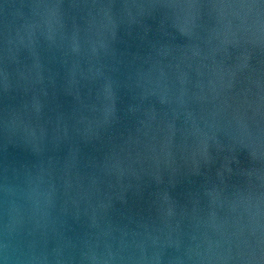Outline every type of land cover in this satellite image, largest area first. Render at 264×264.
<instances>
[{
	"label": "water",
	"instance_id": "obj_1",
	"mask_svg": "<svg viewBox=\"0 0 264 264\" xmlns=\"http://www.w3.org/2000/svg\"><path fill=\"white\" fill-rule=\"evenodd\" d=\"M0 264H264V0H0Z\"/></svg>",
	"mask_w": 264,
	"mask_h": 264
}]
</instances>
